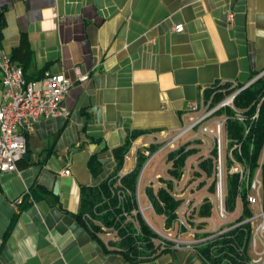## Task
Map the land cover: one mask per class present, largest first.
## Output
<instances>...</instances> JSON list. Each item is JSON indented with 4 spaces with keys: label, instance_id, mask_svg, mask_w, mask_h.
I'll return each instance as SVG.
<instances>
[{
    "label": "crops",
    "instance_id": "obj_1",
    "mask_svg": "<svg viewBox=\"0 0 264 264\" xmlns=\"http://www.w3.org/2000/svg\"><path fill=\"white\" fill-rule=\"evenodd\" d=\"M0 50L29 80L49 71L73 82L68 116L38 120L16 170L0 172V264H205L186 249L137 263L106 251L76 218L81 188L113 172V149L128 134L139 132L123 175L137 167L141 147L180 127L181 110L202 89L264 69V0H0ZM155 158L138 186L143 207L166 165L165 152Z\"/></svg>",
    "mask_w": 264,
    "mask_h": 264
},
{
    "label": "built area",
    "instance_id": "obj_2",
    "mask_svg": "<svg viewBox=\"0 0 264 264\" xmlns=\"http://www.w3.org/2000/svg\"><path fill=\"white\" fill-rule=\"evenodd\" d=\"M232 18L229 11L228 21ZM182 29L181 24L174 25L175 31ZM74 70L77 80L87 78L78 67ZM0 71V172H12L27 152V136L36 122L57 115L68 116L64 99L73 82L63 74L49 71L37 81L28 80L22 67L1 50ZM261 78H264V69L244 83L218 81L202 89L198 99L187 101L180 112V127L161 139L155 148L143 146L137 151L136 159L142 157L143 163L137 175L134 204L128 210L124 208L129 191L121 183L123 174L116 173L109 179L113 183L111 195L122 208L119 216L123 224L130 223L138 234L142 219L154 233L152 242L158 251L186 249L199 255L200 248L240 228L247 234L248 252L251 250L257 255L250 257L248 263L258 264L262 260L264 139L254 166L250 158L254 152L253 131L264 101V89L249 107L235 103L242 90ZM230 121L240 128L238 138L229 136ZM164 152L166 165L149 181L157 190L153 191V198L146 195L147 204L143 207L138 190L142 173L149 162ZM68 173L69 170L63 171V174ZM231 176L235 177V191L229 206ZM159 189L175 202L171 209L158 197ZM20 201H14V206ZM103 204L102 201L93 207L95 215L108 211V207L99 209ZM145 210L151 212V218L159 219L158 226L151 223ZM84 218L86 223L98 225V236L104 237L109 247L118 244L121 237L116 220L105 224L90 213Z\"/></svg>",
    "mask_w": 264,
    "mask_h": 264
},
{
    "label": "trees",
    "instance_id": "obj_3",
    "mask_svg": "<svg viewBox=\"0 0 264 264\" xmlns=\"http://www.w3.org/2000/svg\"><path fill=\"white\" fill-rule=\"evenodd\" d=\"M263 89L264 78H261L237 95L235 99L236 105L240 107H249L260 97L263 93ZM228 127L229 136L231 138H238L240 129L239 126L235 122L230 121L228 123ZM138 133L139 132L134 131L128 134L124 143L113 149L115 169L104 181H102L98 186H83L81 188L80 208L76 215L77 220L89 230L91 237L99 242L106 251L115 252L125 260L134 263L152 259L162 252L158 251L154 246L152 242L154 233L142 219H140V232L138 234H136L135 229L131 227L130 223L123 224V218L119 216L122 208L117 205L115 197L112 196L110 192V187L113 183L110 182L109 179L116 175L117 171L121 167L123 155L127 151L131 139ZM253 133L255 145L254 152L250 158L252 166L255 165V160L264 139V101L261 104L259 119ZM179 162H181V160ZM142 163L143 159L142 157H139L137 167L130 173L123 175L121 178L122 185L129 191L127 196L128 201L124 207L127 210L134 204L136 180ZM95 165L96 163H94L92 158V160H90V168L92 171H95ZM203 165H205V163ZM234 191L235 177L231 176L229 178L228 187L229 206H231ZM148 194L150 197H154L151 189L148 190ZM157 194L158 197L165 202L166 207L171 209L175 205V202L171 200L170 196L163 189H159ZM102 201L104 204L99 209L102 211L104 207H108V211L100 216L95 215L93 213V207ZM86 213H90L92 217L101 220L105 224H111L116 220V227L118 228V233L121 239L114 248L108 249L101 240L100 236H98V225L92 222L86 223L84 218ZM198 256L205 264H249L248 261L250 256L248 252L247 234L240 228H237L226 236L218 238L208 245L200 248Z\"/></svg>",
    "mask_w": 264,
    "mask_h": 264
},
{
    "label": "rangeland",
    "instance_id": "obj_4",
    "mask_svg": "<svg viewBox=\"0 0 264 264\" xmlns=\"http://www.w3.org/2000/svg\"><path fill=\"white\" fill-rule=\"evenodd\" d=\"M156 159V158H155ZM145 215L147 216V218L151 221V223L155 226H158V221L156 219H152L151 218V212L149 210H145Z\"/></svg>",
    "mask_w": 264,
    "mask_h": 264
}]
</instances>
